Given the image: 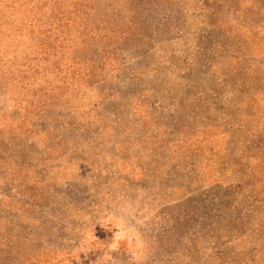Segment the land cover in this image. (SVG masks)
<instances>
[{"label":"rangeland","instance_id":"1","mask_svg":"<svg viewBox=\"0 0 264 264\" xmlns=\"http://www.w3.org/2000/svg\"><path fill=\"white\" fill-rule=\"evenodd\" d=\"M0 264H264V0H0Z\"/></svg>","mask_w":264,"mask_h":264},{"label":"clouds","instance_id":"2","mask_svg":"<svg viewBox=\"0 0 264 264\" xmlns=\"http://www.w3.org/2000/svg\"><path fill=\"white\" fill-rule=\"evenodd\" d=\"M128 236H129L128 230L125 228H121L120 231H118L114 237V241L111 245L112 249L116 250L119 247L120 241L128 238Z\"/></svg>","mask_w":264,"mask_h":264}]
</instances>
